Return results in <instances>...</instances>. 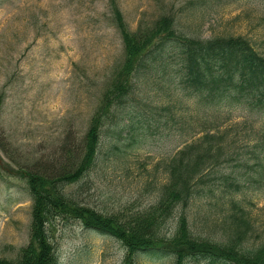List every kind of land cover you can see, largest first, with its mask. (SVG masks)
<instances>
[{"label":"rangeland","instance_id":"1","mask_svg":"<svg viewBox=\"0 0 264 264\" xmlns=\"http://www.w3.org/2000/svg\"><path fill=\"white\" fill-rule=\"evenodd\" d=\"M112 1L131 31L171 12L180 32L202 39L243 36L264 53V7L259 0ZM110 8V0H0V145L5 150L0 149V260L17 264L22 251L30 248L42 253V244L32 239L31 196L18 168L51 165L60 158L66 139L71 153L59 161L69 160L81 144L97 101L122 62ZM158 76L146 84L135 79L134 96L151 107L159 127L151 126L142 141L129 148L113 151L114 157L104 137L109 133L103 132L96 167L65 187L78 204L105 215L151 207L159 194L156 189L166 181L164 164L202 131L231 127L234 151L256 155L246 158L247 167L238 163L235 170L240 176L253 175L264 149L257 116L204 106ZM236 200L253 225L246 244L259 245L264 241V176L242 184ZM223 202L208 219L210 231L205 229L215 243L222 242V217L231 211ZM195 205L200 211L196 223L202 228L211 206L203 201ZM44 234L57 264H127L121 243L86 230L79 221H51ZM134 258V264H169L166 258L145 254Z\"/></svg>","mask_w":264,"mask_h":264},{"label":"trees","instance_id":"2","mask_svg":"<svg viewBox=\"0 0 264 264\" xmlns=\"http://www.w3.org/2000/svg\"><path fill=\"white\" fill-rule=\"evenodd\" d=\"M110 1L113 24L122 45V62L101 93L71 159L59 161L71 153L66 139L59 149L60 158L51 165L43 167L38 163L31 170L19 166L20 177L32 198V239L43 249L41 254L31 248L23 250L17 264H57L44 234V227L51 221H79L86 230L115 239L125 248L127 264H134V257L139 254L168 258L171 264H264V241L256 246L246 244L253 225L236 200L242 184L264 176V149L253 175L240 176L235 170L237 164L247 167L246 158L256 155L234 151L229 142L231 127L222 132H199L198 137L179 149L164 164L166 181L156 189V203L143 211L105 215L78 204L65 192V187L79 182L96 167L103 132L109 133L104 137L109 140L108 151L114 157L113 151L129 148L142 141L151 126L159 127L160 121L154 118L151 107L134 96L136 80L143 79L146 84L155 74L167 86L175 85L204 106L255 114L264 133V53L249 39L193 37L177 29L171 12L161 13L153 22L140 23L131 31ZM259 1L264 7V0ZM204 6L205 3L194 5L192 9ZM2 102L0 97V111ZM0 149L3 150L1 145ZM2 152L5 154V150ZM62 162L67 165L59 167ZM223 200L222 205H228L231 211L222 217V242L215 243L205 229L210 231L212 220L208 219L217 213L219 201ZM202 201L211 207L200 228L196 223L199 206L195 204ZM11 262L0 260V264Z\"/></svg>","mask_w":264,"mask_h":264}]
</instances>
